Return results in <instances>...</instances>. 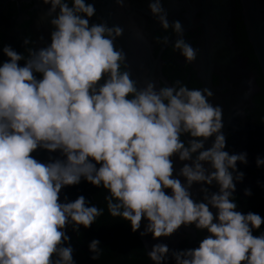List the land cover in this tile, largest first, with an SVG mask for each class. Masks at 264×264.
Wrapping results in <instances>:
<instances>
[{"label":"clouds","instance_id":"obj_1","mask_svg":"<svg viewBox=\"0 0 264 264\" xmlns=\"http://www.w3.org/2000/svg\"><path fill=\"white\" fill-rule=\"evenodd\" d=\"M43 4L50 6V43L41 35L37 49L24 37L27 55L11 45L2 49L0 264H75L69 227L78 234L104 214L83 195L61 202L62 191L82 180L106 190L108 213L129 222L133 233L146 220L142 237L170 238L182 227L206 233L195 248L154 244L147 251L153 264H166L169 256L175 264H264V218L238 210L234 195L245 178L237 165L248 164L247 153L226 151L223 110L209 102L213 93L180 80L159 89L152 80L138 86L116 47L123 29L90 23L94 3ZM148 7L178 37L174 50L195 61L182 22H169L162 0H149ZM40 150L50 154L47 162L33 155ZM256 164L264 167V158ZM100 244H89L93 260L102 254Z\"/></svg>","mask_w":264,"mask_h":264},{"label":"flooded vegetation","instance_id":"obj_2","mask_svg":"<svg viewBox=\"0 0 264 264\" xmlns=\"http://www.w3.org/2000/svg\"><path fill=\"white\" fill-rule=\"evenodd\" d=\"M168 12L169 22L180 20L184 39L197 51V58L188 62L174 50L178 39L169 29L165 31L149 10V0H126V10L138 35V41L146 44L153 65L159 69L161 84L171 86L180 80L191 88H207L213 93L211 104L223 110V132L226 136V151L247 153L248 164L237 167L245 173L242 183H237L235 196L238 210L259 214L264 218V167H257L256 158H264V72L258 55L247 31V12L243 0H162ZM89 3V2H88ZM250 18L261 28L264 36V0H252ZM50 6L43 0H0V65L7 60L3 47L11 45L18 53H24L23 38L30 37L37 49L42 47L39 37L50 43L51 26L46 19ZM97 14V13H96ZM101 22L98 15L90 23ZM252 25V24H251ZM170 37L167 45L158 38ZM264 38V37H263ZM36 42V43H35ZM27 55V53H24ZM23 65V61L21 62ZM121 70L125 69L122 65ZM211 140L207 146H210ZM36 159L47 162L49 153L40 150L33 154ZM54 155V154H52ZM177 171L180 162L175 160ZM251 189L250 197L244 190ZM218 189L213 185L210 189ZM194 198L199 199V185L192 189ZM106 190L96 188L82 180L77 186L65 188L61 202L67 195L75 200L83 195L91 204L104 209L90 229L80 228L77 234L68 229L74 248L75 264H150L140 235L133 233L131 225L113 218L107 211L104 199ZM215 212V210H213ZM264 232V227L260 229ZM206 233L182 227L170 238L161 242L170 250H183L199 246ZM259 232H254L258 235ZM98 239L102 254L93 260L89 250L92 240ZM175 264L171 258V263Z\"/></svg>","mask_w":264,"mask_h":264},{"label":"water","instance_id":"obj_3","mask_svg":"<svg viewBox=\"0 0 264 264\" xmlns=\"http://www.w3.org/2000/svg\"><path fill=\"white\" fill-rule=\"evenodd\" d=\"M244 8L247 14V31L248 36L251 39L253 46L255 48L256 54L259 57L261 66L264 72V36L261 32V28L258 25H254L253 21L250 19L255 13L251 11L252 0H243ZM89 3H94L96 8V13L100 20L105 21L109 27L120 26L123 29V36L116 40V47L122 48L126 54L127 69L132 72L133 78L137 80L138 86L143 87L145 80H152L156 82L157 89H159L158 79L160 78L159 69L153 65V60L148 54L146 44L138 41V35L136 33L135 26L130 17V12L126 10V0L125 6L121 8L116 0H87ZM252 24V25H251ZM54 155L59 156V153ZM147 223L146 220L142 221L140 231L144 230V226ZM141 239L147 250H151V247L156 243H162L160 240H154L152 235L142 237ZM171 263V256H169L166 264ZM150 264L153 262L150 260Z\"/></svg>","mask_w":264,"mask_h":264}]
</instances>
